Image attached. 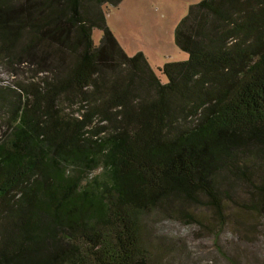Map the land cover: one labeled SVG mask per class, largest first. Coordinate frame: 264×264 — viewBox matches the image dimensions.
Instances as JSON below:
<instances>
[{
  "label": "trees",
  "instance_id": "1",
  "mask_svg": "<svg viewBox=\"0 0 264 264\" xmlns=\"http://www.w3.org/2000/svg\"><path fill=\"white\" fill-rule=\"evenodd\" d=\"M121 2L0 0L28 76L0 86V264H157L152 214L264 235V0L191 5L166 83L109 29Z\"/></svg>",
  "mask_w": 264,
  "mask_h": 264
},
{
  "label": "rangeland",
  "instance_id": "2",
  "mask_svg": "<svg viewBox=\"0 0 264 264\" xmlns=\"http://www.w3.org/2000/svg\"><path fill=\"white\" fill-rule=\"evenodd\" d=\"M200 1L122 0L116 7L105 8L106 22L124 51L129 56L142 53L166 83L159 69L188 59L175 43V30L188 8ZM101 37L100 30H93L94 45H99ZM21 71L14 73L0 65V86L13 88L18 81H25L28 76ZM212 217H208L209 227L205 228L197 222L150 215L145 241L152 244L153 259L157 264H263L264 235L254 218L245 214L241 220L247 226V239L235 232L233 221L221 228Z\"/></svg>",
  "mask_w": 264,
  "mask_h": 264
}]
</instances>
